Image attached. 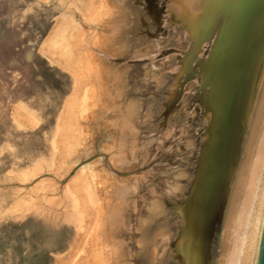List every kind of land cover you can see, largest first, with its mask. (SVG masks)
<instances>
[{
	"label": "rangeland",
	"instance_id": "obj_1",
	"mask_svg": "<svg viewBox=\"0 0 264 264\" xmlns=\"http://www.w3.org/2000/svg\"><path fill=\"white\" fill-rule=\"evenodd\" d=\"M147 1L0 0V264H137L155 249L151 232L136 229L175 194L176 162L192 157L177 131L186 135L199 106V62L210 55L201 47L218 34L193 49L168 0H155L162 25L151 36L139 18ZM164 83L176 109L157 110ZM97 210L100 222L88 224Z\"/></svg>",
	"mask_w": 264,
	"mask_h": 264
},
{
	"label": "bare ground",
	"instance_id": "obj_2",
	"mask_svg": "<svg viewBox=\"0 0 264 264\" xmlns=\"http://www.w3.org/2000/svg\"><path fill=\"white\" fill-rule=\"evenodd\" d=\"M154 1L151 0L150 6L147 1L148 6L145 7L146 10L139 11V18L146 16L151 21V25L148 27L149 31H147L148 34L151 33V29L162 25L160 15L158 14L157 16L156 14L157 4ZM230 1L168 0L166 9L170 15V22H175L182 27L186 26L188 33L193 37V49L196 48L197 51H200L203 39L210 29L215 15L220 8L222 10L226 5H229ZM91 2L93 3V1ZM141 2L142 0H139V5ZM97 6L99 7V5ZM130 9L137 10L140 8L134 5ZM201 10L204 11V16L196 17L195 14H198ZM225 14L230 17L220 14L218 21L212 27V34L209 40L214 37L215 33L216 35L218 34V36L215 35L214 41L212 39L213 43H210L208 47L206 45L201 47L203 56L205 50L209 51L210 55L208 54L209 56L206 60L199 62L198 70L201 73V88L197 100L199 106H195L194 102L189 108L192 113L186 135L184 133L185 130L177 128L179 129L177 134L183 141L186 140V147L192 151V157L185 163L181 162V160H175L178 163L175 165L176 169H174L172 175V178H174L172 179V183H176L175 194L160 199L156 210L149 212L147 218H144V222H141L136 229V233L148 231L151 232L153 238H156V240L150 239L155 249L144 260L137 261V264H164L168 262L170 264H256L264 220V44L258 53L256 51L253 53L251 50L249 51L245 48L246 36H242L241 29L246 19L245 12L242 14V9H235L231 15L230 13ZM227 17L230 19L234 17L236 24L232 28H230V25L229 28H224L223 26L222 29V23L225 24ZM228 22L229 20L227 24H229ZM121 34L123 37L119 41L127 40L128 32L123 31ZM150 35L152 36V34ZM81 51L79 50L78 53L80 54ZM193 56L194 54H192ZM190 60L191 58L186 59L184 62H190ZM85 63L87 64V62ZM180 67H182V73L177 77H183L187 73V68L184 66ZM86 83L88 84V82ZM166 87H168V83L162 84L159 88L161 89L162 98L160 97L161 105H157L158 111L164 105H167L169 108L172 107V109L178 107L177 100H174L178 98V95H175L176 91L172 87H170L171 91H169L168 87V95L166 96ZM82 88L85 87L82 86ZM95 94H97V91ZM157 110H155L156 115L158 113ZM127 124L123 125H126L128 128ZM121 125L120 123L118 126L120 127ZM201 125H203L202 128H200ZM123 127L121 128L124 129ZM71 129L73 130L74 128L72 127ZM71 129L69 131H72ZM221 132L223 134L227 132L223 139H227L228 143H231L227 157V151L225 153L222 151L224 154L221 155L222 152L218 153L217 150V142L222 136ZM131 135L133 134H129V136ZM121 138H119V145H124L123 147H125V142L124 144L123 142L120 144ZM127 138L129 137L127 136ZM176 140L179 141L178 136ZM132 142L134 141L132 140ZM220 156H223L221 160L225 159L223 168L217 167L219 162L218 157ZM173 157L175 159V155ZM175 161L173 160V163ZM213 188L215 191L217 189V193L214 192ZM94 192H96V195L101 194L100 190ZM127 192L125 189L122 190V194L124 195H127ZM100 196L104 195L101 194ZM77 199L78 205L80 197ZM99 200L98 198V202H100ZM20 201L22 203V200ZM105 201L106 203L108 202L107 200ZM105 201L103 204H105ZM72 205L71 207L74 208L76 206L75 202ZM105 207V210L111 208ZM100 208L98 209L101 210L102 208ZM99 210L91 213L87 218L88 224L89 222L92 224V220L94 224L95 222L97 223L95 220H98L100 216L101 212ZM108 213L111 214V212ZM106 214L104 215L103 213L101 216L107 217L108 215L106 216ZM115 217L118 216L115 215ZM76 218L78 219V217ZM102 219L100 218V220ZM115 220L113 221L115 222ZM82 221L79 223L82 224ZM98 222L100 221L98 220ZM88 224H85L86 227ZM92 228L94 230V226ZM123 228H126V226Z\"/></svg>",
	"mask_w": 264,
	"mask_h": 264
},
{
	"label": "water",
	"instance_id": "obj_3",
	"mask_svg": "<svg viewBox=\"0 0 264 264\" xmlns=\"http://www.w3.org/2000/svg\"><path fill=\"white\" fill-rule=\"evenodd\" d=\"M223 9H234V10L242 9V14L245 12V18H246L245 23H244L243 28L241 27L242 36H246L245 48H247L249 51L251 50V52L253 53H255V51L257 53L260 52L264 44V0H246V2L245 0H231L229 5H226V7H224ZM223 9L221 10L220 8L218 13L215 15L211 23V27L208 30L206 36L204 37L202 43L209 41V37L212 34L211 32L212 27L218 21L219 15L220 14L227 15L225 13H230L231 15L234 11V10H228V11L224 10L223 11ZM228 17L225 20L226 21L225 24L222 23V29H223V26L224 28H229V25H230V28L235 26L236 21L234 17H232L231 19ZM228 20H229L228 22L229 24H227ZM234 124H235V121H234ZM226 126L228 127V125ZM233 128H234V125H233ZM221 134L222 136L219 138L217 142V148H218L217 150H218V153H221L222 151H224L225 153V151H227L226 153V157H227L228 152H229L228 150L230 148L231 143H228L227 139H223L225 134H223L222 132ZM224 153L222 152L221 155ZM222 157L223 156L218 157V160H219L218 165H217L218 168H223L225 159L221 160ZM214 192L217 193V189L216 191L214 190ZM256 264H264V220H263L262 229H261Z\"/></svg>",
	"mask_w": 264,
	"mask_h": 264
}]
</instances>
